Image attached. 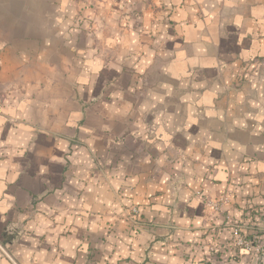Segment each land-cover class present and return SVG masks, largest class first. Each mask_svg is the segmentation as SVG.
I'll list each match as a JSON object with an SVG mask.
<instances>
[{
    "label": "crops",
    "instance_id": "obj_1",
    "mask_svg": "<svg viewBox=\"0 0 264 264\" xmlns=\"http://www.w3.org/2000/svg\"><path fill=\"white\" fill-rule=\"evenodd\" d=\"M236 221L264 243V0H0V264H258Z\"/></svg>",
    "mask_w": 264,
    "mask_h": 264
},
{
    "label": "built area",
    "instance_id": "obj_2",
    "mask_svg": "<svg viewBox=\"0 0 264 264\" xmlns=\"http://www.w3.org/2000/svg\"><path fill=\"white\" fill-rule=\"evenodd\" d=\"M227 201L228 198L225 196L220 200L208 199L206 204L215 209H220L222 204L226 203ZM232 227L235 234L234 245L238 248L255 253L258 258V264H264V243L261 242L259 237L257 235L250 237L248 234H246L243 230L242 224L238 221L234 222Z\"/></svg>",
    "mask_w": 264,
    "mask_h": 264
},
{
    "label": "rangeland",
    "instance_id": "obj_3",
    "mask_svg": "<svg viewBox=\"0 0 264 264\" xmlns=\"http://www.w3.org/2000/svg\"><path fill=\"white\" fill-rule=\"evenodd\" d=\"M139 214H140V210L138 207H132L129 210V217H130L131 222H134L133 224H139V219H138Z\"/></svg>",
    "mask_w": 264,
    "mask_h": 264
}]
</instances>
